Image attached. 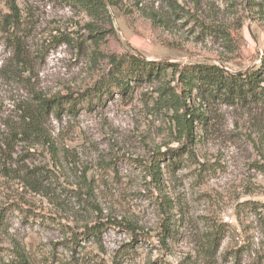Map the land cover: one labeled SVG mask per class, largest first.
<instances>
[{
    "label": "rangeland",
    "instance_id": "374dc122",
    "mask_svg": "<svg viewBox=\"0 0 264 264\" xmlns=\"http://www.w3.org/2000/svg\"><path fill=\"white\" fill-rule=\"evenodd\" d=\"M15 1L4 30L0 0V264H264V105L194 96L207 125L190 140L166 101L185 99L186 66L259 67L264 0ZM131 55L173 67L125 77Z\"/></svg>",
    "mask_w": 264,
    "mask_h": 264
},
{
    "label": "trees",
    "instance_id": "16d2710c",
    "mask_svg": "<svg viewBox=\"0 0 264 264\" xmlns=\"http://www.w3.org/2000/svg\"><path fill=\"white\" fill-rule=\"evenodd\" d=\"M78 4L87 12L104 9L102 0H67ZM8 14L2 17L1 27L5 30L17 27L20 23V9L15 0H6ZM1 28V29H2ZM125 64L129 72L123 74L125 77H132L139 80H153L161 73H166L173 67L165 62L145 61L142 58L131 55L126 59ZM122 76V73H121ZM179 81L186 91L185 99L182 101L174 94H168L166 101L170 103L174 112L176 126L184 133L187 139L192 140V128L194 123H199V127L205 128L207 125L206 111L196 112L185 106L186 100L192 101L194 96L200 98L205 106L210 102H220L228 106H244L248 103L256 102L264 105V54L260 59L257 69L245 72H229L222 67L211 64H196L186 66L179 71ZM116 86L122 92H126L128 84L121 80H116ZM60 100L43 102L39 105L40 115L51 106L55 111L61 106ZM202 106V108H205ZM28 118L34 123L33 114ZM189 151V150H187ZM191 154L190 152L188 153ZM180 154H176L179 157ZM264 212V205L262 206ZM264 219V217H263Z\"/></svg>",
    "mask_w": 264,
    "mask_h": 264
}]
</instances>
